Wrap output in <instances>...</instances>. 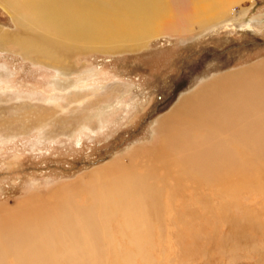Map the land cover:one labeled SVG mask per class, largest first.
I'll return each instance as SVG.
<instances>
[{"label":"bare ground","instance_id":"1","mask_svg":"<svg viewBox=\"0 0 264 264\" xmlns=\"http://www.w3.org/2000/svg\"><path fill=\"white\" fill-rule=\"evenodd\" d=\"M232 1L190 0L184 22L198 15L202 27L215 23ZM0 3L24 31L0 28V46L42 54L58 67L84 38L130 36L138 47L185 31L161 27L170 0H28L32 11L24 2L19 10V0ZM49 25L74 38L73 46L49 38ZM124 40L110 47L125 48ZM154 130L155 144L54 184L46 195L0 205V264H160L155 238L163 243L170 228L177 242L223 247L217 257L264 259V60L182 96Z\"/></svg>","mask_w":264,"mask_h":264},{"label":"rangeland","instance_id":"2","mask_svg":"<svg viewBox=\"0 0 264 264\" xmlns=\"http://www.w3.org/2000/svg\"><path fill=\"white\" fill-rule=\"evenodd\" d=\"M19 1V10L24 2L32 11L28 0ZM170 2L162 29L181 24L185 31H166L138 47L130 36L84 38L58 67L42 54L0 46V205L46 195L54 184L74 181L140 144L157 143V120L182 96L221 73L264 60V0H233L225 15L204 27L198 15L185 24L190 0ZM216 14L214 9L210 16ZM0 28L24 32L2 3ZM47 32L73 46L74 38L56 34L50 25ZM122 39L125 48L110 47ZM167 232L163 243L155 238L160 264H264L229 253L217 257L223 247L177 242L172 229Z\"/></svg>","mask_w":264,"mask_h":264}]
</instances>
